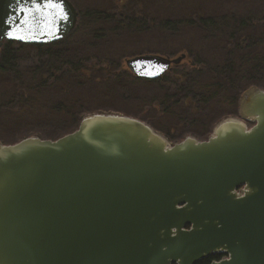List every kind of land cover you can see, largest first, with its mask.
I'll return each instance as SVG.
<instances>
[{"label":"water","instance_id":"1","mask_svg":"<svg viewBox=\"0 0 264 264\" xmlns=\"http://www.w3.org/2000/svg\"><path fill=\"white\" fill-rule=\"evenodd\" d=\"M76 21L69 0H0V45L52 43ZM183 58L125 65L156 79ZM211 253L227 254L211 264H264V88L246 89L204 140L171 143L135 117L90 112L54 140L0 141V264H195Z\"/></svg>","mask_w":264,"mask_h":264},{"label":"rangeland","instance_id":"2","mask_svg":"<svg viewBox=\"0 0 264 264\" xmlns=\"http://www.w3.org/2000/svg\"><path fill=\"white\" fill-rule=\"evenodd\" d=\"M69 1L75 7L78 18L66 44L73 43L75 39L81 40L83 35L86 40L93 38L91 42L108 41L109 45L96 48L93 56L100 53L102 57H113L117 62L115 69L118 76L110 81L109 92L99 90L97 87L102 86L91 81L88 83L79 74L63 85L65 92L53 89L47 92V96L40 91L35 96L24 98L25 93L20 89L23 84L29 86L31 83L28 73L48 57L34 47H22L20 42L3 40L0 48L11 41L9 49L20 55V61H16L13 69L6 74H0L1 142L12 144L28 136L54 140L76 129L81 117L89 112L121 113L135 117L166 135L171 142L179 141L188 134L202 139L219 119L236 113L237 93L226 95L223 90L215 94L216 90H207L210 81L216 78L209 68L217 70L225 60L223 53L228 34L223 31L215 38H204L195 27L196 20L214 15L218 21L224 22H239L241 18L258 22L254 19L264 16V13L258 12L259 9L264 11V0ZM94 28H99L96 36L89 33ZM113 33L117 36L112 37ZM113 45L118 47L108 51ZM258 47L259 54H264V47ZM143 53L170 58L185 53L187 58L165 74L159 86L155 87L142 82L141 78L134 79L124 63L125 59ZM246 83H241L242 89H245ZM55 87L60 89L62 84ZM164 92L174 96L177 104L169 101L170 107L164 109L159 103ZM17 95L21 96L20 100ZM206 96L209 99L204 104L202 99ZM65 100L63 108L77 112L73 118L71 111L55 110L58 104L61 106L60 101ZM20 101L23 103L18 104ZM53 132V138L45 136Z\"/></svg>","mask_w":264,"mask_h":264},{"label":"trees","instance_id":"3","mask_svg":"<svg viewBox=\"0 0 264 264\" xmlns=\"http://www.w3.org/2000/svg\"><path fill=\"white\" fill-rule=\"evenodd\" d=\"M258 12L264 13L261 9H259ZM254 20H257L258 22H249L246 18H241L239 22L234 21V18V22H224L223 20L218 21L214 18V15H207L196 20L195 27L198 28L204 38H215L220 35L218 33L223 31H226V34H228L227 39H225L226 49L223 53L225 60L223 63L221 62L222 65L219 69L212 70L209 68V71L216 76V78L210 81L207 90H216L215 94H220L221 91L224 90L226 95L231 93L235 95L237 93L239 96L243 90L252 85L264 88V76L261 77L264 73V54H259L258 52L260 49V47H258L259 45H261L262 48L264 47V16L255 17ZM187 22L189 21L187 20ZM98 29L99 28H94L93 30H90L89 33L96 36L95 33L99 31ZM247 29H250L251 31H247ZM242 31L244 32L243 34H241ZM113 36H117V34L113 33L112 37ZM67 37L63 38L64 40L61 39L46 44L21 43L22 47H34L39 50L41 54L47 55L46 58L48 57L47 60L41 61L39 66H36L34 70L28 73V76L32 79L29 86L28 84H23V87H21L20 91L25 93V96L22 97L26 98V96L29 95L35 96L40 91L43 92V95L46 93L44 96H47L49 94L47 92L53 91V89H62V92H65L63 85L67 81L75 79L74 77L79 74H81L82 77H85L88 80V83L91 81L93 83L95 82L98 86H102L97 87L99 90H105V92L110 91V81L114 76H118V71L115 69L117 62L109 55L102 57L100 53H98L96 56H93L96 48L107 47L109 42H91L93 38L91 40H86L83 35L81 40L75 39L73 43L66 44ZM10 43L11 41H7L6 44L0 48V74H6L10 69H13L16 61H20V55H17L13 50L9 49L8 44ZM116 47L118 46L113 45L108 51L115 49ZM89 52H91L92 55H88ZM261 70L263 72H261ZM164 75L157 79H142V82L158 87L159 83L165 78ZM186 76H188V74L184 75V77ZM134 79L139 80V78L136 77H134ZM242 82H247V85L244 87L245 89H242L240 86ZM60 83L62 84L60 89L55 87L56 84ZM22 89L25 90L23 91ZM18 97H20L18 99L20 100L21 96L17 95V98ZM115 97L118 98L119 96ZM162 98L163 99H161L159 103H161V106L164 109L170 107L171 104L167 103L169 101L177 104L174 96H171L167 92L162 94ZM186 98L190 100L188 95ZM208 99L209 96H206L202 99V102L204 104L208 103ZM189 100L187 101L188 103H190ZM28 102H30V100ZM66 102V100L60 101L61 106L58 104L55 110H60L61 112L71 111L70 115L73 118L77 112L75 109H73V111L68 107L66 109L63 108V104ZM22 103L23 102L21 101L18 102V104ZM79 107H81V105H79ZM3 108L9 107L4 106ZM81 109L84 111L83 107ZM109 110L111 109H107V111ZM59 121L62 120L60 119ZM53 134H55V132L45 136L53 138Z\"/></svg>","mask_w":264,"mask_h":264},{"label":"flooded vegetation","instance_id":"4","mask_svg":"<svg viewBox=\"0 0 264 264\" xmlns=\"http://www.w3.org/2000/svg\"><path fill=\"white\" fill-rule=\"evenodd\" d=\"M77 18H78V14H77ZM77 22V21H76ZM187 58V57H186ZM184 60H186V59H184ZM183 60V61H184ZM182 61V62H183ZM240 95V94H239ZM238 98H239V96H238ZM238 101V100H237ZM236 109H237V105H236ZM237 113H235L234 115H236ZM212 127H213V125H212ZM211 130H212V128H211ZM211 130H210V132H211ZM166 136V135H165ZM186 136H193V135H185L183 138H181L179 141H181V140H183ZM209 136V134L208 135H206V137L205 138H202L201 140H204V139H206L207 137ZM167 137V136H166ZM194 137H196V136H194ZM168 138V137H167ZM169 139V138H168ZM171 141V140H170ZM179 141H172L173 143H175V142H179ZM243 188V185H241V186H239L238 188H237V190H240V189H242ZM225 257H227V254L226 253H211V254H209L208 256H206V257H204V258H202V259H200V260H198L195 264H211L212 262H214V261H219V260H221V259H223V258H225Z\"/></svg>","mask_w":264,"mask_h":264}]
</instances>
